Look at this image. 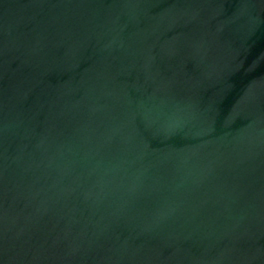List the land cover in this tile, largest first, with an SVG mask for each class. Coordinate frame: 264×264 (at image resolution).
Listing matches in <instances>:
<instances>
[{"label":"water","instance_id":"water-1","mask_svg":"<svg viewBox=\"0 0 264 264\" xmlns=\"http://www.w3.org/2000/svg\"><path fill=\"white\" fill-rule=\"evenodd\" d=\"M0 264H264V0H0Z\"/></svg>","mask_w":264,"mask_h":264}]
</instances>
